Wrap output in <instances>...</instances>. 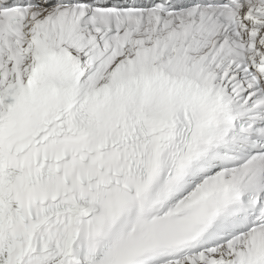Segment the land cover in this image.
<instances>
[{
    "label": "snow or ice",
    "instance_id": "6c2138e0",
    "mask_svg": "<svg viewBox=\"0 0 264 264\" xmlns=\"http://www.w3.org/2000/svg\"><path fill=\"white\" fill-rule=\"evenodd\" d=\"M0 264H264V0H0Z\"/></svg>",
    "mask_w": 264,
    "mask_h": 264
}]
</instances>
